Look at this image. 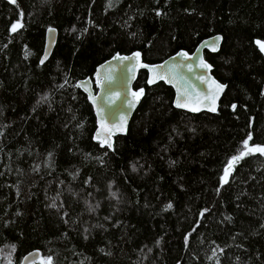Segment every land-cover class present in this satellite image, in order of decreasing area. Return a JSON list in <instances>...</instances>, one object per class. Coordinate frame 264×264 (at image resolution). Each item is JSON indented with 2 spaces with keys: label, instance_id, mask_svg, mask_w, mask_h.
Listing matches in <instances>:
<instances>
[{
  "label": "trees",
  "instance_id": "obj_1",
  "mask_svg": "<svg viewBox=\"0 0 264 264\" xmlns=\"http://www.w3.org/2000/svg\"><path fill=\"white\" fill-rule=\"evenodd\" d=\"M47 27L58 38L40 64ZM214 34L221 48L204 57L227 85L215 114L174 108L172 88L147 86L141 71L134 87L146 94L127 134L111 150L93 140L95 116L77 80L114 53L139 50L156 63ZM257 40L264 0H0L7 264L33 249L41 252L33 264H264V156H245L221 181L249 135L264 145Z\"/></svg>",
  "mask_w": 264,
  "mask_h": 264
},
{
  "label": "water",
  "instance_id": "obj_2",
  "mask_svg": "<svg viewBox=\"0 0 264 264\" xmlns=\"http://www.w3.org/2000/svg\"><path fill=\"white\" fill-rule=\"evenodd\" d=\"M220 37L217 50L212 51L208 47H202L205 41H212L213 38ZM58 38V30L55 27H47L44 32V42L42 47V53L39 58V63H45L51 56L53 49L56 45ZM222 35L214 34L202 39L194 48L192 52H188L184 49H180L171 54L164 60L156 63H147L143 60L142 53L139 50H134L130 53H114L105 61L101 62L95 67L92 77H85L76 81L75 85L79 84L80 89L86 96L90 103L95 116V130L93 133V140L98 142L100 147H107L108 143H111L112 148L115 143V139L119 136L127 134L131 119L139 107L142 99L144 98L146 91L145 87L141 86L135 88L134 85L138 79V75L141 71L146 72V85L151 87L157 83H164L166 86L171 87L173 90L172 105L174 108L186 111L188 113L197 114L200 112H208L215 114L220 106V101L227 88L225 83L220 82L212 74V65L205 59L204 51L210 53H218L222 45ZM200 49L198 52L197 49ZM139 52L141 56L139 60L121 61L114 59L119 56H132L134 53ZM187 52L192 57L191 60H186L179 53ZM264 55V52H262ZM41 60L44 62L41 63ZM147 64L149 68H142L140 64ZM203 63L211 65L210 68L203 67ZM173 64L185 65L180 68L171 69ZM192 64L193 71L189 72L186 65ZM164 65L163 69L157 67ZM199 65V66H197ZM157 73H165V80H157L155 83L149 84L148 80L152 79ZM175 75L176 79H171ZM203 75L205 79L199 80L198 77ZM101 83L97 84V80ZM217 84L225 85L224 89L220 91L217 88ZM143 89V93L137 99L133 96L134 92ZM179 92L183 93L186 97L188 107L178 108L175 106L176 97ZM217 92H219L217 98ZM92 96L96 99L93 100L89 97ZM128 101L134 104L130 106ZM214 101V104L212 103ZM215 107V111H210L209 108ZM197 108L198 111H191L189 109ZM99 133V135H97ZM101 142H104L103 145ZM108 148V149H112ZM226 167V166H225ZM41 258V252L39 249H33L25 253L19 264H33Z\"/></svg>",
  "mask_w": 264,
  "mask_h": 264
},
{
  "label": "snow or ice",
  "instance_id": "obj_3",
  "mask_svg": "<svg viewBox=\"0 0 264 264\" xmlns=\"http://www.w3.org/2000/svg\"><path fill=\"white\" fill-rule=\"evenodd\" d=\"M10 3L16 4L17 3V0H10ZM160 14L161 13L157 12V15H160ZM23 16H24V14L21 11L19 13L20 19H18L15 23H13L11 25V29H10L11 32L15 33L19 28H22L23 27V24L21 23V20L23 19ZM220 39H221L220 37H215L210 42L209 41H205L204 44L202 45V47H208L212 51H216L217 50V46H218V42H219ZM255 43L259 46L260 51L261 52H264V42H262L260 40H257ZM197 51L199 52L200 49L198 48ZM27 55H29V53L27 51H25V56L27 57ZM178 55H180L181 57H183L186 60H191L192 59V57L189 56L187 52H182V53H179ZM140 56H141V53H139V52L134 53L132 56H119V54H117V56L114 57V59H118V60H121V61H125V60L132 61V60H139ZM43 62L44 61L41 60V63H43ZM183 66H185V65L173 64V65L170 66V70L171 69L180 68V67H183ZM197 66H199V65H197ZM140 67L147 69L150 66L147 65V64L141 63L140 64ZM157 67L163 69L165 66L164 65H160V66H157ZM186 67H187V69H188L189 72L193 71L192 64H187ZM203 67L210 68L211 65H208L206 63H203ZM165 79H166V74L165 73H157L156 75L153 76L152 79H149L148 80V83L149 84H152V83H155L157 80H165ZM171 79H173V80L176 79V76L173 75L171 77ZM198 79L201 80V81H203L205 79V77L203 75H201V76L198 77ZM96 82H97V84H100L101 83V81L99 79ZM66 83H67V81H66ZM75 86L76 87H81V85H79V84H77ZM216 86H217V88L220 91H222L224 89V87H226L225 85H222V84H217ZM143 91H144L143 89H140L139 91L134 92L133 93V96H135L137 99H139V97L141 96V94L143 93ZM216 95H217V98H218L219 92H217ZM89 98L93 100V103L96 102V99L94 97L90 96ZM42 99H45V98H42ZM212 103L214 104V101H212ZM128 104L130 106H133L134 107V104L131 101H128ZM175 106L178 107V108H186V107H188L187 102H186L185 95L183 93L179 92V90H178V94H177V97H176ZM232 107H233V109H235L236 108V105H232ZM189 110H191V111H198L199 109H197V108H191ZM209 110L210 111H215L216 109L213 106V107L209 108ZM97 135H99V133H97ZM251 139H252V136L249 135L247 137V139L243 142L244 148H242L240 150L239 155L232 156L231 159L227 162V165H226V167L223 170L224 171V175L221 177L222 184H226V183L229 182V177L231 176L230 169H233V166H234V163L235 162H238L239 160L243 159L245 156L253 155V154H256V153H259L260 155L264 156V146H261V145H254L252 147H249L248 146V142ZM101 143L103 145L104 142H101ZM107 147L108 148H112L111 143H108L107 144ZM49 160H51V153H49ZM133 171H135V165H133ZM112 195L113 196H116V193H112ZM50 206L52 208H56L57 207L55 201H53V203ZM171 207H172L171 204H167L165 206L166 209H169ZM92 210H94V209H92ZM204 211H207V209H205ZM200 215L203 216L204 215V212H201ZM227 219L230 220L231 217H227ZM85 231H87V229H85ZM13 248H14V246H13ZM220 251L222 252L223 249H220ZM213 254L215 255V252ZM51 260H52V258L51 257H48L49 264H51Z\"/></svg>",
  "mask_w": 264,
  "mask_h": 264
},
{
  "label": "rangeland",
  "instance_id": "obj_4",
  "mask_svg": "<svg viewBox=\"0 0 264 264\" xmlns=\"http://www.w3.org/2000/svg\"><path fill=\"white\" fill-rule=\"evenodd\" d=\"M248 146H249V147H252V145L249 144V143H248ZM263 146H264V145H263ZM245 150H246V149H245ZM0 261H1V262H0L1 264H7V263H8V258H7L6 256L4 257L3 254H2L1 252H0Z\"/></svg>",
  "mask_w": 264,
  "mask_h": 264
},
{
  "label": "bare ground",
  "instance_id": "obj_5",
  "mask_svg": "<svg viewBox=\"0 0 264 264\" xmlns=\"http://www.w3.org/2000/svg\"><path fill=\"white\" fill-rule=\"evenodd\" d=\"M116 144V143H115ZM113 151V150H112Z\"/></svg>",
  "mask_w": 264,
  "mask_h": 264
}]
</instances>
